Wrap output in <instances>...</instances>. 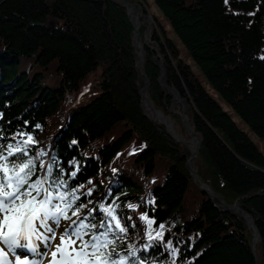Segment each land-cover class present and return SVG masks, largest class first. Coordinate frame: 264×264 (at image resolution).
Listing matches in <instances>:
<instances>
[{
	"label": "trees",
	"instance_id": "1",
	"mask_svg": "<svg viewBox=\"0 0 264 264\" xmlns=\"http://www.w3.org/2000/svg\"><path fill=\"white\" fill-rule=\"evenodd\" d=\"M123 1L147 15L148 0ZM151 1L203 78L153 26L164 82L188 101L202 139L197 173L248 214L256 253L245 218L194 183L190 153L143 110L145 77L156 110L168 116L173 96L153 47L144 45L140 63L128 9L116 0H0V156L23 149L15 155L33 160L32 179L63 193L62 207L71 202L63 220L87 225L84 240L107 230L104 251L124 264H264V154L231 115L264 142V0Z\"/></svg>",
	"mask_w": 264,
	"mask_h": 264
},
{
	"label": "snow or ice",
	"instance_id": "2",
	"mask_svg": "<svg viewBox=\"0 0 264 264\" xmlns=\"http://www.w3.org/2000/svg\"><path fill=\"white\" fill-rule=\"evenodd\" d=\"M31 139V138H29ZM9 149L11 146L9 145ZM23 149L9 150L7 156H0L4 164H0V242L9 248H26L36 252V246L31 243L33 237L43 239L45 245L50 247L48 241L55 236L56 228H59L61 219L71 220L67 214V209L71 208V202L63 207L60 203H54L55 200L64 201L66 199L63 193L53 196L49 188L45 187L47 180L39 178L33 180L35 173V164L32 159L23 161L21 155ZM20 159L17 164L8 157ZM11 164V168L7 165ZM51 166H49V172ZM53 183L62 184L63 182L54 181ZM78 216V210L72 213ZM111 216L112 212L109 211ZM55 225L56 227H52ZM151 223V221H149ZM75 225V227H73ZM119 227V221H116ZM83 222L76 224L72 221L67 225L60 236V244L56 246V251L52 253V264H124V257L115 259L112 252L104 250L109 248L110 242L106 239L107 230L100 233L99 236L91 235L88 240H84L87 233L81 231L86 228ZM92 228L96 225L92 224ZM101 228L105 225L101 224ZM41 229H44L51 236H44ZM120 231H125L120 228ZM105 237V239H102ZM22 241L29 243L23 244ZM16 264H28L26 260L17 258Z\"/></svg>",
	"mask_w": 264,
	"mask_h": 264
},
{
	"label": "rangeland",
	"instance_id": "3",
	"mask_svg": "<svg viewBox=\"0 0 264 264\" xmlns=\"http://www.w3.org/2000/svg\"><path fill=\"white\" fill-rule=\"evenodd\" d=\"M136 5V4H135ZM138 5V4H137ZM141 6V5H140ZM142 7V6H141ZM143 8V7H142ZM128 9V13L131 17V21L133 23V15L131 14V9H135L136 11H138V14H137V17H141V23L144 27V25H146L147 27L149 26L148 25V20H144L143 17L141 16V12L138 10V8H127ZM148 13L147 15H151L152 18H153V24L152 25V29H153V26L155 28H158L160 31L162 30L161 28H163L165 30V34L166 36L172 40L171 42L173 43V45L175 44L177 49H178V52H179V55H180V58L183 59V61L185 63H187L188 65H190V67L193 69V71L198 75V77L203 80L200 72H199V69L194 66L192 60H190L188 58V52L187 50L185 49V47L182 45V43L180 42V40L176 37V35L172 32L171 28L169 27V25L167 24V22L165 21V19L162 17V15L160 14L158 8L154 5V3L151 1V0H148ZM144 11V10H143ZM156 24V25H155ZM134 26V24H133ZM148 29V28H147ZM135 31V30H134ZM147 31V30H146ZM152 32V31H151ZM139 36L140 38L142 39V43L146 44V32L144 34H142V36L140 35L139 33ZM134 37H135V47H137L139 50L140 48L137 46V35H136V31L134 33ZM146 45H149L150 47H153L154 49V52L156 54V57L158 59V63L160 64V68H161V71H160V75L163 76L162 77V80L159 79V82L161 81H165L164 79V75L167 73V71H169V66L166 62V58H165V55L161 49L160 46H156L155 45V42L153 40V33L150 34V44H146ZM166 48H168V45L166 44ZM137 49V50H138ZM144 60V58H143ZM171 60V65H173V60L170 58ZM173 61V62H172ZM142 67V66H141ZM101 72V68H99L97 70L96 73H93L91 74L87 80L85 81V83L83 84L82 86V89L81 91L84 93L86 92L89 87L92 85L93 83V80H94V77L96 76V74L100 73ZM145 77V76H144ZM167 85V84H166ZM168 86V85H167ZM170 87V86H168ZM164 89V88H163ZM165 90V89H164ZM148 91V89H147ZM167 92H169L168 90H165ZM89 97H85V101H88ZM151 102V101H150ZM152 103V102H151ZM153 105V104H152ZM188 101L185 102V99H183L181 96L179 97L178 96V100L175 102V105H174V108L171 107V109L169 110V113H168V116L163 114L162 111H159L161 112L164 116L170 118L174 124H175V132L178 134V136H186V140H178L176 139L175 137V141L177 143H179L181 146H183L189 153H190V156L192 154V151L191 149L189 148L188 144L192 141V139L194 138L192 135L190 136L189 134V130L186 129L185 125L182 123V119H181V124H179L176 120H173L172 119V116L177 114H182V108H185L186 110V117L188 118V122H187V125H188V129H190V132H194V127H192L193 130H191V125L192 123L190 122V119L187 115V110H188ZM154 107V106H153ZM143 110L145 111L146 115L152 119L155 123H157L156 119L154 118V115L151 111L149 110H145L144 108V104H143ZM231 115L234 119V121L237 123V125L243 129L248 135L249 137L251 138V140L255 143V145L258 147V149L260 150L261 153L264 154V142L262 139H260L259 137H257L252 131H250L249 127L244 123V121L239 117L237 116L236 114H234L232 111H231ZM181 118V117H180ZM158 124V123H157ZM161 125V124H159ZM166 126V125H165ZM193 126V125H192ZM167 128V127H166ZM169 129V128H167ZM169 131V130H168ZM170 133V132H169ZM171 134V133H170ZM197 136V135H196ZM199 137V136H198ZM198 159V158H197ZM197 159L196 161L193 163V168L196 170L195 168V164L197 162ZM197 171V170H196ZM242 209V208H241ZM69 225L67 224L66 222L62 223L60 222V225H59V228H56V232H55V236L54 238L50 239L48 241V244H51V248L50 249H45L46 245H45V242L43 241L42 242V245L41 247L37 248L36 247V252L34 253L33 252V255L30 256L27 251H31V249H26V248H9L8 246L4 245L2 242H0V260L3 259V257L7 256V258L10 260V261H14V260H17V258L21 259V257H26L25 259L28 260V264H32L33 261H36V262H40L41 264H52V261H53V256H52V253L56 251V246L60 244V236L62 235L65 227ZM52 227H56L55 225H53ZM41 232H43L44 236H51L50 233H45V230L44 229H41ZM43 240V239H42ZM33 241H37L39 244H40V241L39 239H36L35 237H33V240L31 241L32 244H34L36 246V244L33 242ZM28 242V241H27ZM23 244H27L26 241H22ZM29 243V242H28ZM19 249V250H18ZM16 251V252H15ZM3 253V254H1ZM27 255V256H26ZM30 258V259H27Z\"/></svg>",
	"mask_w": 264,
	"mask_h": 264
},
{
	"label": "water",
	"instance_id": "4",
	"mask_svg": "<svg viewBox=\"0 0 264 264\" xmlns=\"http://www.w3.org/2000/svg\"><path fill=\"white\" fill-rule=\"evenodd\" d=\"M116 1L122 3L124 6H126V8H133V7L134 8L135 7L138 8V10L141 12V16L143 17V19L144 20H148L147 22H148L149 26H148V29L146 31V44H150V34H151V30H152V25H153L152 16L151 15H145V13L143 11V8L140 5H134V4H131V3L123 1V0H116ZM134 33H135V31H134ZM134 43H135V37H134ZM143 61L144 60L142 59L141 60V64H143ZM162 77L163 76L160 77V80H162ZM144 80H145L144 89L147 90L149 88V81L147 80L146 77H145ZM160 84L165 90H168L169 93L172 94L173 101H172V106L171 107L174 108V105H175L174 95H175V93H177L178 96H181L180 93L175 88L168 87L166 85V83L163 82V81H161ZM141 98H142V108H143V90L141 91ZM185 112H186L185 108H182V112H181L182 114H179V116L181 117L182 123L185 125L186 129L189 130V134L191 136L190 129H188L189 127L186 124L187 117L185 115L186 114ZM157 123L160 124L159 122H157ZM161 125L166 128L165 125H163V124H161ZM198 136H200V135H198ZM201 147H202V139L200 137V141H198L195 153L192 152L190 158L187 161V170L190 173L192 180L194 181V183L196 185H198L200 187V189H202L204 192H206L208 194V196L210 197L211 200L217 199L220 202V205H219L220 208H222L223 210H234V211L238 212L239 214H241V216H243L245 218V220H246L247 224L249 225V227L254 231L253 251H254V253H256V247H255L256 240L255 239H258L259 234L257 232V228L255 227L253 221L249 218L248 214L241 209L239 204H234V205L230 206V205H228L225 202V200L223 199V197L220 194H217L212 189H211L212 193H210L209 191L207 192L199 184V182H198V176L199 175H198L197 171L195 169H193L192 163L195 162L196 159L199 157V154H200V151H201Z\"/></svg>",
	"mask_w": 264,
	"mask_h": 264
},
{
	"label": "bare ground",
	"instance_id": "5",
	"mask_svg": "<svg viewBox=\"0 0 264 264\" xmlns=\"http://www.w3.org/2000/svg\"><path fill=\"white\" fill-rule=\"evenodd\" d=\"M134 8V7H133ZM131 14L133 15V23L132 24H134V28H135V31H136V35H137V46L140 48V50L138 49V53H139V58H140V63H141V60L144 58V52H143V47H144V45H146V44H144V43H142V39L140 38V36H139V33H140V28H141V25H142V23H141V17H137V14H138V11H136L135 9H131ZM144 62V61H143ZM143 90V104H144V108H145V110H149V111H151L152 113H153V115H154V118L157 120V122H159L160 124H163V125H166V127L167 128H169V129H166L167 130V132L174 138H176V139H178V140H186V136H178V134L175 132V130H174V128H175V124H174V122L170 119V118H168V117H166V116H164L161 112H159V111H157L154 107H153V105H152V103L150 102V100H149V98H148V91L146 90V89H142ZM141 90V91H142ZM180 97V96H179ZM178 100V94L177 93H175V95H174V102H176ZM185 102H187V100H185ZM187 122H188V118H187V120H186V124H187ZM193 125V124H192ZM191 125V130H193L192 129V127H194V126H192ZM169 130V131H168ZM191 135L194 137L193 139H192V141L188 144V146H189V148L191 149V151L193 152V153H195V151H196V148H197V144H198V141H200V136L198 137V135H197V133L195 132V129H194V132H191ZM197 135V136H196ZM174 138V139H175ZM175 139V140H176ZM194 163V162H193ZM192 163V166L194 165ZM194 169V168H193ZM198 182H199V184L201 185V187L204 189V190H206L207 192L209 191L210 193H212V191H211V187L210 186H208V185H206L204 182H203V180L198 176ZM202 190V189H201ZM203 191V190H202ZM206 193V192H205ZM229 205V204H228ZM256 240V244H257V242H258V239H255ZM256 244H255V247H256Z\"/></svg>",
	"mask_w": 264,
	"mask_h": 264
}]
</instances>
